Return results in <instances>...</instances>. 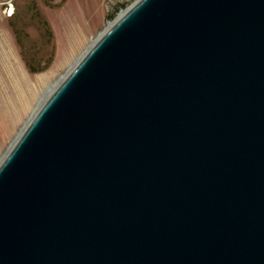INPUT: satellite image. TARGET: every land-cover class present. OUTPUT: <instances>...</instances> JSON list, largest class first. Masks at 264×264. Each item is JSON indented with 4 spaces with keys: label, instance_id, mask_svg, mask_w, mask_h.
Segmentation results:
<instances>
[{
    "label": "water",
    "instance_id": "obj_1",
    "mask_svg": "<svg viewBox=\"0 0 264 264\" xmlns=\"http://www.w3.org/2000/svg\"><path fill=\"white\" fill-rule=\"evenodd\" d=\"M0 264H264V0H138L0 163Z\"/></svg>",
    "mask_w": 264,
    "mask_h": 264
},
{
    "label": "rangeland",
    "instance_id": "obj_2",
    "mask_svg": "<svg viewBox=\"0 0 264 264\" xmlns=\"http://www.w3.org/2000/svg\"><path fill=\"white\" fill-rule=\"evenodd\" d=\"M137 1L0 0V163L53 88Z\"/></svg>",
    "mask_w": 264,
    "mask_h": 264
},
{
    "label": "bare ground",
    "instance_id": "obj_3",
    "mask_svg": "<svg viewBox=\"0 0 264 264\" xmlns=\"http://www.w3.org/2000/svg\"><path fill=\"white\" fill-rule=\"evenodd\" d=\"M56 88H53V90L51 91V93L49 94V95H51L52 94V92L55 90ZM49 95H48V97H49ZM44 102H45V100H44ZM44 102L41 104V105H43L44 104Z\"/></svg>",
    "mask_w": 264,
    "mask_h": 264
}]
</instances>
